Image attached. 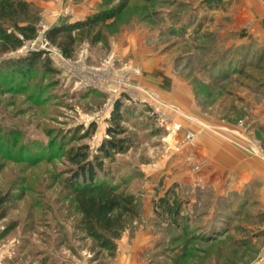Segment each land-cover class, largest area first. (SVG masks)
I'll return each instance as SVG.
<instances>
[{"label":"rangeland","instance_id":"rangeland-1","mask_svg":"<svg viewBox=\"0 0 264 264\" xmlns=\"http://www.w3.org/2000/svg\"><path fill=\"white\" fill-rule=\"evenodd\" d=\"M28 1L37 9V36L6 59L0 58V148L12 155L2 162L0 170V195L12 197L5 206V217L0 219V264H40L31 251L52 255L54 264H90L88 251L74 254L69 249V243L76 239L62 180L68 176L70 165L58 150L76 133L79 139L74 145L88 144L94 154L106 138L111 111L120 98L123 107L135 109L123 127L136 138V145L115 157V168L131 177L121 186L127 182L136 194L140 215L125 232L142 229L145 222L150 224L151 217L156 221L153 203L169 187L177 185L182 190L178 181L185 170L195 175L206 166L205 156L196 157L195 128L201 117L221 122L212 130L225 139H230L227 123L249 130L250 138L243 147L264 158V135L252 131L256 107H264V86L257 81L264 78V68H249L240 74L243 66L234 68L238 60L230 64L234 50L244 47H234V35L225 34L223 12L209 19L208 5L195 1L189 17L199 9L205 21L201 33L210 32L217 39L192 50V44H181V36L174 35L182 21L173 16L171 3L131 0L122 14L103 28L99 43L79 42L73 56L67 57L47 38L50 28L61 20H84L122 0H109L106 7L105 0ZM188 36L194 37L191 32ZM229 48L225 58L224 50ZM31 51H45L56 73L40 69L32 79H23L5 72V60ZM211 63L216 65L208 67ZM93 123L96 129L91 132ZM148 124L153 132L146 131ZM157 128L159 132L154 134ZM87 131L89 137L82 138ZM183 187L182 195L190 207L198 200L201 207L214 203L221 212L234 216V226L230 238L186 241L180 264H264V202L247 203L246 214L237 218L234 211L240 208V196L230 195L222 187L217 192L212 187L196 188L186 183ZM229 205L236 210L231 212ZM157 223L153 230L162 235L163 224ZM190 235L196 236L195 232ZM234 238L245 242L233 245ZM175 252L179 258L181 252Z\"/></svg>","mask_w":264,"mask_h":264},{"label":"trees","instance_id":"trees-1","mask_svg":"<svg viewBox=\"0 0 264 264\" xmlns=\"http://www.w3.org/2000/svg\"><path fill=\"white\" fill-rule=\"evenodd\" d=\"M129 1L131 0H122L117 6L104 9L84 20L74 22L61 20L50 28L47 38L52 44L57 45L64 55L72 57L79 42L89 40L93 45L99 43L103 38V28L108 22L122 14ZM140 1L147 2L149 0ZM155 1L151 0L152 3ZM195 1L197 0H163L167 6L169 3L172 4L171 10L175 12V15H172L175 19L182 21L181 27L174 30V35L181 36L178 42L186 46L192 44V50L200 49L203 44L206 47L208 43L204 42L210 40L214 43V40L217 39L210 32L201 33L205 21L204 18H200L199 9L196 10L197 12L192 18L189 17L191 16L189 10H194ZM200 2L207 5L214 2L218 5L221 0H200ZM109 3V0H105L103 7L110 5ZM160 4L162 5V1ZM185 9L187 13H185ZM36 10L28 0H0V58L6 59L11 52L17 51L26 42L37 36L36 24L39 17ZM189 32L193 34V38L188 36ZM230 51V48L224 50L225 58L229 56ZM234 51L236 54L229 61L230 64H233L238 60L234 64V68L243 66L241 70L239 69L240 74L249 68H264V47L260 48L255 39H252L251 43L242 50ZM235 59L236 61H232ZM5 62L8 66V71H5L7 74H17L23 79H32L34 73L40 69L45 70L46 73H56V70L51 67L50 58L45 51H31L16 59L5 60ZM213 65L216 64L211 63L208 67ZM2 78L4 79V76ZM263 79H256L261 86H264L261 84L264 83ZM123 106L122 98L118 99L108 120L106 138L102 140L94 154L88 144L74 145L79 139L76 138V133L71 140L59 145L58 152L64 153L63 156L70 165L67 170L68 176L62 180L66 192L65 201L69 202V208L72 210L73 236L76 239L75 242L69 243V249L74 254L79 251H88L91 254L90 264H113L117 255L118 240L132 225V221L140 220L136 194L127 186V182L125 183L126 187L121 186L125 180L131 179V177L127 178V174L124 175L115 168V157L127 154L136 145V138L123 127V121L128 118V115L133 117L135 109L131 106ZM149 125L146 126V131L153 132L152 125ZM90 128L91 132H94L96 125L93 123ZM158 132L157 128L154 134H158ZM85 137H89L88 131L82 138ZM13 146L16 147V142ZM8 152H2L0 148V170L3 168L4 163L2 162L12 157ZM48 159L50 158L48 157ZM107 161L108 163H106ZM237 196H240L242 202L239 204V210L234 211L236 209H233V205L228 206L232 210L231 212L234 211L237 218L246 214L244 205L246 209L247 203L253 201L257 205H262L255 190L253 192L245 190L242 195ZM11 198L10 194L0 195V211L3 210L0 213V219L5 217V206L10 203ZM225 200L223 202L227 203ZM198 201H195L190 207V201L183 197L182 190H179L175 185L168 189L157 202L153 203L155 218L158 222L156 223L160 226L163 224V234H156L158 240L150 252L153 264H180L181 259L185 258L186 241L199 239L207 242L220 240L222 236L229 235L230 229H233L232 226H234V216L221 212L218 209L219 206L216 205L213 215L206 220L211 214L212 205L206 203L205 207H201L200 201ZM191 208L192 211H190ZM169 231L172 233L170 234ZM193 232L196 236H189V233ZM229 236L228 238H230ZM232 241L236 246H238L237 243L245 242L244 239L236 238ZM175 250L181 252L179 258L176 256ZM31 254L34 258H38L37 261L39 260L40 264H54V258L50 254L43 251H31Z\"/></svg>","mask_w":264,"mask_h":264},{"label":"crops","instance_id":"crops-1","mask_svg":"<svg viewBox=\"0 0 264 264\" xmlns=\"http://www.w3.org/2000/svg\"><path fill=\"white\" fill-rule=\"evenodd\" d=\"M208 8L209 19L213 16L216 18L215 13L223 12L224 32L234 35V47H246L252 39L258 41L260 48L264 47V0H221L220 4L213 2ZM82 16L79 14V19ZM255 113L257 118L252 131L264 135V107L257 106ZM200 119L206 122L207 126L200 122L195 128L198 132L196 152L199 154L196 157L205 156L207 163L195 175L187 173L190 172L188 169L184 171L178 181L182 184V194L186 183L196 188L212 187L216 192L222 187L227 189L230 195L236 196L242 195L245 190H255L264 202V158L251 154L243 147L250 138V131L227 123L230 139H225L212 130L215 126H221V122L210 120L208 117ZM214 205L213 203L211 214L206 220L213 215ZM149 219L150 224L145 222L142 229L135 228L123 233L117 242L118 250L113 264H153L150 252L154 249L157 238L153 230L156 221L153 217Z\"/></svg>","mask_w":264,"mask_h":264},{"label":"built area","instance_id":"built-area-1","mask_svg":"<svg viewBox=\"0 0 264 264\" xmlns=\"http://www.w3.org/2000/svg\"><path fill=\"white\" fill-rule=\"evenodd\" d=\"M62 57V56H61ZM63 58V57H62ZM191 140L193 139V138H190ZM193 141V140H192ZM258 149H259V147H258ZM260 150V149H259Z\"/></svg>","mask_w":264,"mask_h":264}]
</instances>
